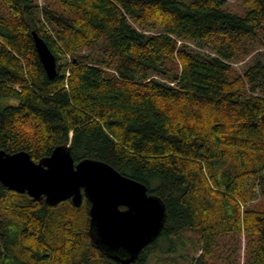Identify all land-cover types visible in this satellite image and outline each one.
Masks as SVG:
<instances>
[{
	"label": "trees",
	"instance_id": "trees-1",
	"mask_svg": "<svg viewBox=\"0 0 264 264\" xmlns=\"http://www.w3.org/2000/svg\"><path fill=\"white\" fill-rule=\"evenodd\" d=\"M236 1L0 0V150L67 147L145 185L165 220L130 264H181L187 234L183 263L264 264V0ZM89 209L0 184V264H120Z\"/></svg>",
	"mask_w": 264,
	"mask_h": 264
},
{
	"label": "water",
	"instance_id": "water-1",
	"mask_svg": "<svg viewBox=\"0 0 264 264\" xmlns=\"http://www.w3.org/2000/svg\"><path fill=\"white\" fill-rule=\"evenodd\" d=\"M34 47L46 75L56 76L55 58L45 42L32 32ZM0 184L19 194L55 206L70 200L81 206L90 203V231L106 255L120 264L133 263L141 250L159 235L165 207L147 192L145 185L93 159L74 163L67 147L56 148L50 157L34 162L23 152L0 150ZM123 206L126 209L120 210ZM126 254V255H125Z\"/></svg>",
	"mask_w": 264,
	"mask_h": 264
},
{
	"label": "rangeland",
	"instance_id": "rangeland-1",
	"mask_svg": "<svg viewBox=\"0 0 264 264\" xmlns=\"http://www.w3.org/2000/svg\"><path fill=\"white\" fill-rule=\"evenodd\" d=\"M179 1H181V2H183V3H186V4H188V3H190L191 1H193V0H179ZM228 7H229V9L231 10V11H233V12H236L237 14H243L244 13V8L242 7V5L238 2V1H236V0H228ZM262 51V50H261ZM249 59H250V57H248V58H246L244 61H242V62H238V63H233L232 65H233V67L235 68V70L237 71V73H240L241 71H242V68L244 67V65H245V63H248L249 62ZM258 202V199H256L255 201H254V203H257ZM189 236H188V234H187V238H186V243L185 244H177V246H175L176 247V251L175 252H173L172 253V255L174 254L176 257H177V260L179 261V263H181V264H186V263H183V261H181L179 258H178V256L180 255V253H181V250H182V248L184 247H187L186 248V252H189V254H192V252H193V248H194V245H193V243L190 241V239L188 238ZM243 247H244V244H243ZM185 252V251H184ZM171 253V252H170ZM241 253V252H240ZM161 256H164V255H158V257H161ZM242 262H243V259L242 258H240V264H242ZM149 264H151V263H149ZM152 264H153V262H152Z\"/></svg>",
	"mask_w": 264,
	"mask_h": 264
},
{
	"label": "flooded vegetation",
	"instance_id": "flooded-vegetation-1",
	"mask_svg": "<svg viewBox=\"0 0 264 264\" xmlns=\"http://www.w3.org/2000/svg\"><path fill=\"white\" fill-rule=\"evenodd\" d=\"M119 209H120V210H125L126 208L123 207V206H120ZM93 232H94V233H93V236L96 238L97 233H96V231H93ZM154 241H155V239H154L152 242H154ZM152 242H151V243H152ZM151 243H150V244H151ZM146 247H147V246H146ZM144 248H145V247H144ZM144 248H143V249H144ZM143 249H142V250H143ZM142 250H141V251H142ZM125 255H126V254H125Z\"/></svg>",
	"mask_w": 264,
	"mask_h": 264
},
{
	"label": "bare ground",
	"instance_id": "bare-ground-1",
	"mask_svg": "<svg viewBox=\"0 0 264 264\" xmlns=\"http://www.w3.org/2000/svg\"><path fill=\"white\" fill-rule=\"evenodd\" d=\"M151 194V193H150Z\"/></svg>",
	"mask_w": 264,
	"mask_h": 264
}]
</instances>
